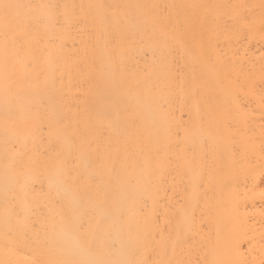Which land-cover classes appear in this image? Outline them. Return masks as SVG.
<instances>
[{
	"label": "bare ground",
	"instance_id": "1",
	"mask_svg": "<svg viewBox=\"0 0 264 264\" xmlns=\"http://www.w3.org/2000/svg\"><path fill=\"white\" fill-rule=\"evenodd\" d=\"M0 264H264V0H0Z\"/></svg>",
	"mask_w": 264,
	"mask_h": 264
}]
</instances>
